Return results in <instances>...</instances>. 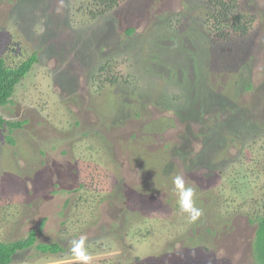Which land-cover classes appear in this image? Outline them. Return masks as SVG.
<instances>
[{"label": "rangeland", "instance_id": "1", "mask_svg": "<svg viewBox=\"0 0 264 264\" xmlns=\"http://www.w3.org/2000/svg\"><path fill=\"white\" fill-rule=\"evenodd\" d=\"M237 2L246 31L216 39L200 0H0L5 64L37 54L0 106L17 123L0 127V240L37 230L63 249L11 264H78L80 238L89 264H251L264 0ZM197 172L193 201L218 238L178 206L174 177Z\"/></svg>", "mask_w": 264, "mask_h": 264}, {"label": "trees", "instance_id": "2", "mask_svg": "<svg viewBox=\"0 0 264 264\" xmlns=\"http://www.w3.org/2000/svg\"><path fill=\"white\" fill-rule=\"evenodd\" d=\"M78 1V0H77ZM102 4L103 10L107 11L115 9L120 4L121 0H91ZM206 18L212 21L214 31L216 30V39L218 36L221 38L230 35L231 30L245 32L246 26L243 25V14L240 10L237 0H200ZM213 19V20H212ZM204 23H207L204 21ZM208 24V23H207ZM243 25V26H242ZM128 33L133 31V28H127ZM214 35V36H215ZM36 52L32 53L27 58L21 60L15 66H7L4 58L0 54V106L5 105L10 101V97L15 89V86L31 69L32 64L36 61ZM250 85V83H248ZM245 87V86H244ZM249 87V86H247ZM4 124L9 126L17 125L14 121L4 119L0 115V127ZM12 142L11 138H8ZM82 183L80 186H83ZM216 188V187H215ZM216 197V208L219 209L221 197ZM105 199V198H104ZM195 199V198H194ZM259 203V208L254 209L251 216L248 215L249 220L255 221V234L252 240V251L250 256L251 264H264V199ZM43 222L40 223V227ZM208 233H213L217 237V230L215 227L212 229L210 226L206 227ZM37 230H30L26 237L18 238L16 240L4 242L0 240V264H11L15 260V256L30 247H36L37 250L43 253H56L63 250L62 247L55 242H41L36 243ZM215 237V239H216ZM218 238V237H217ZM256 262V263H255Z\"/></svg>", "mask_w": 264, "mask_h": 264}, {"label": "clouds", "instance_id": "3", "mask_svg": "<svg viewBox=\"0 0 264 264\" xmlns=\"http://www.w3.org/2000/svg\"><path fill=\"white\" fill-rule=\"evenodd\" d=\"M39 32H43V28H39ZM175 192L178 197V206L181 212L187 213L190 222H195L201 215L202 210L197 208L193 201L194 190L191 187L185 186L184 179L177 175L173 179ZM70 249L72 255L78 264H89L90 256L85 248V239L80 238L71 241Z\"/></svg>", "mask_w": 264, "mask_h": 264}, {"label": "flooded vegetation", "instance_id": "4", "mask_svg": "<svg viewBox=\"0 0 264 264\" xmlns=\"http://www.w3.org/2000/svg\"><path fill=\"white\" fill-rule=\"evenodd\" d=\"M181 151H182V150H181ZM179 153H181V152L179 151ZM179 155H180V156H183V155H181V154H179ZM213 163H214V162H213ZM213 167H214V166H210V169H209L210 172L215 170ZM177 172H178V171H177ZM188 176H189V179H188V181L185 180V183H186V185H190V187L193 188V190L195 191V188L191 186V183H192V180H191V179L196 180V181H197L198 179H200V178L203 179L202 174L200 175V173L197 172V173L189 174ZM190 178H191V179H190ZM194 198H196V197H194ZM133 205L139 207L138 202H134V201H133ZM137 211H139V209H138ZM209 220H210V218L207 217V214H205V213L202 212V215L200 216V220H197V221L201 222V224H203V226L205 227V230L207 231V229H206L207 226H210V227L213 229V226L210 225V224H208ZM197 221H195V222H197ZM195 222H194V223H195ZM195 224H197V223H195ZM198 226H199V225H198ZM195 232H196V233L198 232L197 234H200V228L197 227V229H196ZM207 233H208V232H206V234H207ZM210 234H212V233H210ZM217 234H218V233H217ZM199 236H201V238H200L201 240H202V239H207V236L203 237V234H202V235H199ZM199 241H200V240H199Z\"/></svg>", "mask_w": 264, "mask_h": 264}]
</instances>
